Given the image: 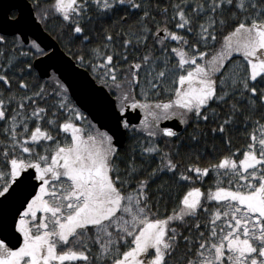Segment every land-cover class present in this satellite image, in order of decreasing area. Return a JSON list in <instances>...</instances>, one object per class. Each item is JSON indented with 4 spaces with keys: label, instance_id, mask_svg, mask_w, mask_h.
<instances>
[{
    "label": "snow or ice",
    "instance_id": "obj_1",
    "mask_svg": "<svg viewBox=\"0 0 264 264\" xmlns=\"http://www.w3.org/2000/svg\"><path fill=\"white\" fill-rule=\"evenodd\" d=\"M29 9L110 120L0 27V264H264V0Z\"/></svg>",
    "mask_w": 264,
    "mask_h": 264
},
{
    "label": "water",
    "instance_id": "obj_2",
    "mask_svg": "<svg viewBox=\"0 0 264 264\" xmlns=\"http://www.w3.org/2000/svg\"><path fill=\"white\" fill-rule=\"evenodd\" d=\"M29 5L28 0H0V27L7 28L9 32L18 29L28 40H37L47 54L37 58L39 63L37 71L43 72L46 69L49 75L53 72L60 75L64 83L69 85L70 97L75 105L98 126L107 124L110 120V111L106 101V90L95 82L87 70L66 54L42 25L33 19ZM12 12L17 13L15 18L10 17ZM140 115L142 118L143 114ZM126 136L127 134L120 137L122 145L125 144Z\"/></svg>",
    "mask_w": 264,
    "mask_h": 264
},
{
    "label": "trees",
    "instance_id": "obj_3",
    "mask_svg": "<svg viewBox=\"0 0 264 264\" xmlns=\"http://www.w3.org/2000/svg\"><path fill=\"white\" fill-rule=\"evenodd\" d=\"M31 3V0H28ZM42 2L47 3L48 0H42ZM17 15L16 12H12L10 14L11 18H15ZM58 23V22H57ZM42 27L44 28V30L59 44V46L61 47V49L68 54L74 61H76L75 56H74V52L76 51L75 47L71 44H67L65 42H62L61 38L58 36L57 32L55 30H53V26L52 25H48L45 26L43 24H41ZM27 46V45H26ZM38 58V57H37ZM77 63V62H76ZM78 64V63H77ZM79 65V64H78ZM85 70H87L91 76L93 77L92 73L90 72L89 69L84 68ZM94 78V77H93ZM99 84V83H98ZM71 99V97H70ZM71 101L73 102V100L71 99ZM74 103V102H73ZM75 104V103H74ZM55 134V133H53ZM0 140H3V137L0 136ZM130 143V141L128 140L127 136H126V141L124 146H127ZM169 208L171 209V206H169Z\"/></svg>",
    "mask_w": 264,
    "mask_h": 264
}]
</instances>
